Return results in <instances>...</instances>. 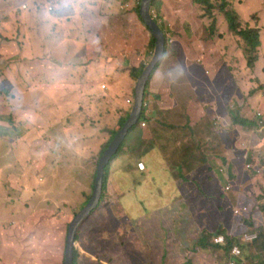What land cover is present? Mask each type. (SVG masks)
<instances>
[{
    "label": "rangeland",
    "instance_id": "rangeland-1",
    "mask_svg": "<svg viewBox=\"0 0 264 264\" xmlns=\"http://www.w3.org/2000/svg\"><path fill=\"white\" fill-rule=\"evenodd\" d=\"M23 2L0 0V42L14 40L8 26L9 17H14L8 7ZM27 2L31 6L30 0ZM46 2L53 10L48 12L45 6L47 12L66 24L76 16L81 18L87 41L92 40L86 51L72 59L63 55L59 62L50 57L58 51L44 46L43 39L37 37L42 35L40 11ZM140 2L36 0L37 11L27 12L36 15L37 27L35 37L29 36L24 46L28 57L20 62L17 56L3 63L4 47H0V264H64L69 224L92 196L103 149L121 119L132 112L140 77L132 71L147 66L155 52L150 45L151 32L140 18ZM207 2L161 0L160 11L151 10L167 36L168 57L161 61L145 91L144 98L149 94L144 125L132 128L111 160L99 209L78 230L77 264H227L228 256L217 247L194 252L203 228L237 236L243 245L238 257L242 264H264V253L259 254L251 242H243V232L233 229L240 220L249 227L253 215L260 223L264 217V128L256 120L258 111L264 116V0ZM224 3L237 13L242 28L260 33L254 69L247 67L242 40L228 28L220 9ZM80 10L82 15H77ZM46 61L57 64L61 74L51 67L42 68ZM8 68L10 77L3 72ZM94 69L101 73L100 79L73 92V85L88 81ZM52 80L60 94L45 91L37 96V83ZM245 106L251 111L248 121L253 127L231 123ZM78 108L80 115L75 117L71 113ZM57 110L62 127H77L78 143L65 142L59 133L53 139L52 115ZM16 111L24 112L17 115ZM32 111L38 120L30 115ZM81 124L93 127L94 135L102 138L82 141ZM191 139L203 142L204 152H194L198 144ZM100 142L99 151L82 149L87 144L97 148ZM151 142L157 147L140 160L146 166V176L141 179L132 167H137L138 156ZM221 144L229 147V160H214L208 173L210 157L220 154ZM246 147L249 153L244 157ZM154 150H160L167 164L181 173L185 157L200 166L207 163L204 171L192 175L206 179L207 185L198 192L196 180L189 175H170L160 167L155 170ZM248 163L252 169L246 168ZM159 179L170 181L165 187L172 191L164 194ZM228 182L231 191L225 190ZM181 191L188 194L187 208L173 205L166 225L155 215L153 228L147 221L151 212L163 214L165 199L171 193L180 198ZM213 239L210 237L211 245ZM168 248L178 250L172 261ZM252 255L260 257L252 259Z\"/></svg>",
    "mask_w": 264,
    "mask_h": 264
},
{
    "label": "crops",
    "instance_id": "crops-1",
    "mask_svg": "<svg viewBox=\"0 0 264 264\" xmlns=\"http://www.w3.org/2000/svg\"><path fill=\"white\" fill-rule=\"evenodd\" d=\"M35 1L36 0H30L31 6L27 2V0H24L23 4L15 5L14 7H11V8L8 7V9L10 11L9 14H12L14 17L12 19V17L10 16L9 20H8V26L10 28H12L10 35L13 37L14 40H10V42H8V44L4 41L2 42V40L0 42V47L1 46L4 47L3 63L5 61H7L8 59H11V58L17 57V56H18L20 62H22L23 60L26 59V57H28V54L26 53V51H24V46L29 42V40H30L29 36L32 39L35 37L34 32H35L37 27L35 25V16L36 15H34V14L27 15V12H29L31 10L37 11L36 7H35ZM32 4L34 6V9L32 7ZM43 5L44 6H42L41 11H40L41 12L40 17H41L42 21L44 22V25L42 26V35H37V37L40 39H43L42 43H44V46H51V47H54V49L56 48V50L58 51L59 54H55V55L51 54L50 57L52 59L57 60V62L62 61L61 59H62L63 55H66L67 57H69V59H72L77 54L83 53L84 51H86V47H90V45L92 44V40L90 38L87 41V35H88L86 33L87 29L85 28L84 31L81 29V18L79 16H76L75 20H72L71 24H66V23L62 22L61 19H58L56 15L48 13L49 12L48 7L50 6V3L46 2ZM23 6H26V8L24 9ZM27 6H28V10H26ZM45 6H46L48 12L45 9ZM65 6H67V5H65ZM13 11H15V12H13ZM76 14L82 15V11L80 10V11L76 12ZM73 27H75V30H73ZM1 31H2V33L5 32V30H3V29ZM51 31H52V37L50 38V32ZM50 41H51V44H49ZM65 47H68L70 49L69 52H66L63 50V48H65ZM9 52H14V55L8 57L7 54ZM51 52H52V50H51ZM66 60L67 59H65L64 61H66ZM50 67L53 70H57L56 73L58 76L61 74V69L57 64H52V63L47 62V61L43 63L42 68H50ZM3 72L5 73V75L7 77H10V68H8L7 70H5ZM88 75L90 76V79L88 81H86L84 83L78 82L75 85H73V87L71 88L73 92H78V91L84 90V87L91 85L92 80H95V82H97L101 77V73H99L95 69H94V71H91ZM8 89H11V88H8ZM34 89L36 91L35 93L37 96L43 94L45 91H50L52 93V95H54V94L59 95L60 94V88L54 80L50 81L49 83H45L44 85L37 83V85L35 86ZM64 91L68 94L70 90H64ZM38 101H39V99H38ZM54 101H55V99H53V102ZM19 109L22 110V107H20ZM79 109L80 108L76 109L71 114L75 117L77 115H80ZM23 112L24 111H22V112L16 111L17 115H21ZM39 113H40V117L42 119V126H43V116L41 114V111H39ZM30 115L33 118H35L36 120H38V115L34 111H32L30 113ZM235 115H237V114H235ZM238 115L240 118L247 120V121L250 120V117L252 116L251 111H250L248 106L243 107ZM58 118H60V112L57 110L56 112H53V115H52V121H53V126H54V130H53L54 134L52 136L53 139H55L56 134L59 133L62 137L65 138V139H63L65 142L78 143L81 139H79V141H76L75 136L78 133L76 131L77 127L75 125H72V126H70V128H72V129H66L65 127L61 126V121H58ZM231 123L236 125L233 121H231ZM60 126H61V128H60ZM80 127L84 128V137H83L84 139H82V141H84V140L87 141L92 136H93V139H95V140H97L98 136L100 138H102V135H94L95 129L93 127L92 128H91V126L85 127V125H82V124L80 125ZM190 141L196 142L198 144L195 151L204 152L203 149L206 145L203 142L200 143L199 141H193L192 139ZM84 144H86V143H84ZM102 145H103V142H100L98 144L97 148H93L91 144H87V145L83 146L82 149L91 150V151H99ZM234 146L239 147L238 143H235ZM228 148L229 147L227 145L225 147H223V145L221 144L220 154L215 153L212 157H210V161H209L210 162L209 163L210 169L204 168L205 165H207V163H205L203 166H200V165H198V163L196 161H193L187 167L184 166L185 169H183V174H187V175H189L188 176L189 178H193L194 180H197L198 185L195 183L194 184L196 185V189L198 190V192H200V190L204 189V187L207 185L206 179H204V178L200 179V178H197L195 175L194 176H192V175L196 171H201V170L204 171L205 169L209 170V172L207 171L208 173H211L212 170H211L210 164L212 166V164L214 163V160H219V159H226V160L228 159L229 160ZM175 152L176 151H174V158L176 157V153H177V152L176 153ZM152 153H153L152 155L154 157L152 159V163L156 166L154 168L155 170L158 167H160L159 168L160 170L168 172L170 175H174V174L179 175L181 173V172L173 170V168L170 166V164L169 165L167 164L166 159L160 150H154V151H152ZM248 153H249V150L246 147V149L243 151L244 157H245V154L248 155ZM139 162H141V161H139ZM229 162H231V161H229ZM136 173H137L138 177H140L141 179H143L146 176L145 172L140 173V172L136 171ZM162 182L164 183V186H161L160 188L163 190L164 194H166V192H168L169 189L171 190V188H169V189L166 188L165 184L169 187L170 181H165V180L159 179V185ZM227 184L230 185V187L232 189L231 183L228 182ZM153 188H154V185L151 187V190ZM151 190H147V192H148V194L153 195ZM186 191L188 193V190H186ZM201 197H203V195H201ZM165 201L167 202L166 207H165L166 208L165 212L162 214L160 211H154L153 210L151 212V214L153 213L152 218L147 220V221H149V223L154 224L156 221L151 222V220L153 219V217L155 215H157L158 222H160V223L163 222L164 225L170 224V221L168 220V216L170 215L171 208L175 204H178L180 207H186L187 208V206H188V194H186L185 191H184V193H183V191H181L180 198H178L176 196H172V193H171V197L168 200L165 199ZM171 216H172V214L169 217H171ZM145 222L146 221H143L144 224H145ZM261 223H262V227L264 229V217L262 218ZM154 227H155V224L153 225V228ZM203 230H204V228H203ZM145 248H146V250H148L147 246ZM168 251H170L169 259L171 261L174 260L175 254L178 252V250H173V249L168 248ZM263 253H264V251H263ZM259 254H262V253H259ZM258 257H260V256L254 255V256H252V259H256Z\"/></svg>",
    "mask_w": 264,
    "mask_h": 264
},
{
    "label": "trees",
    "instance_id": "trees-1",
    "mask_svg": "<svg viewBox=\"0 0 264 264\" xmlns=\"http://www.w3.org/2000/svg\"><path fill=\"white\" fill-rule=\"evenodd\" d=\"M139 1H141V0H139ZM195 2L202 3V4L208 3L207 0H195ZM160 5H161V0H153L152 4H151V10L155 9L156 12H159L160 11ZM220 9L224 13L226 21L228 23L229 30L231 32H233L235 35H237L238 37H240V39L242 40V46L244 49V54L246 55V58H247V60H246L247 61V67L249 69H254L255 63L258 60V49L261 46L259 31L255 28H242L237 13L233 9H227L225 3L220 6ZM138 10H140V9H138ZM152 16L154 17V19L158 23V21H159L158 17H155L153 14H152ZM150 45L153 49H155V39H154L153 35L151 37V44ZM166 52H167V46H166ZM158 66L156 67L155 71L158 69ZM145 68H146V65L144 67H142L139 71L133 69L132 75L136 76V77L140 76ZM155 71L151 74L149 81L147 83L146 89L148 88L149 83H150L152 76L155 73ZM262 88H264V87L262 86ZM147 93L149 94V91ZM148 94H147V97L144 98V108H143V112H142V115H141V118H140L138 124L143 123L147 119V109H148L147 107L148 106H145V104H147V101H148ZM233 118H234V123L236 125H241V127H243V128H248L249 126H252V127L254 126L253 122H250V121H247V120L240 118L238 114L234 115ZM127 119H128V116H127V118L121 119L120 124L118 125L117 129H115V132H113L111 139L109 140L107 146H105V148L103 149L102 153L105 152V150L108 148V146L110 145V143L114 139L115 135L122 128V126L124 125V123L126 122ZM131 130H132V128L130 129V131ZM129 132H128V134H129ZM125 141H126V139L124 140V142ZM124 142L120 146L119 150L124 145ZM127 144H128V142H126L125 146ZM156 147L157 146L151 142L150 147L148 149L144 148L143 154L138 156L137 162H139L143 158V156L149 152L150 149L153 150ZM195 149L193 150L194 152H195ZM119 150H118V152H119ZM118 152L113 157L118 155ZM191 163H192L191 158L185 157L184 166L187 167ZM137 169L138 168L135 165L132 167V170H134V172L138 171ZM181 174H183V173H180L179 175H181ZM106 175L107 174H105L103 190L106 188V185L108 182V176L106 177ZM195 184H197V180H196ZM100 203H101V201H100ZM100 203H99V206H100ZM99 206H98L97 210L99 209ZM262 210H264V205L262 206ZM253 221H254V223H251L249 225V227H247L245 224H243L242 220H240L233 227V229L242 231L243 233L244 232H258L259 233L258 239L254 242H251L252 243L251 245L258 249V253H262L264 251V229L262 226H260L261 225L260 221L258 220L257 217H254V215H253L252 222ZM228 233H231V232H228ZM218 235L225 236V243L220 244V245H218V244L217 245L216 244L211 245L209 242L210 237L215 238ZM76 239H79V238H76ZM241 243L242 242L239 241V238L237 236L229 235V234H227V232L223 231L222 229H215L212 231L210 229L204 228V230L201 232L200 239L198 240V242H196L194 244L195 248H193V249H194V252H199L201 250H207L211 246L217 247L218 249H222L225 252V254L229 258V262L234 260L236 264H242L241 258L234 257L231 255L232 247L235 245H238L239 247L243 246ZM252 256H254V255H252ZM78 257H79V252L76 250L75 254H74V264H77Z\"/></svg>",
    "mask_w": 264,
    "mask_h": 264
},
{
    "label": "water",
    "instance_id": "water-1",
    "mask_svg": "<svg viewBox=\"0 0 264 264\" xmlns=\"http://www.w3.org/2000/svg\"><path fill=\"white\" fill-rule=\"evenodd\" d=\"M153 0H141L140 16L145 25L150 30L155 39V52L152 60L146 66L140 75L135 87V100L132 112L122 126V128L115 135L114 139L101 156L94 183V189L89 202L84 208L74 217L69 224L66 240L65 261L64 264H74V254L76 250L77 233L83 222L98 208L103 195L104 180L106 168L111 162L113 156L118 152L120 146L126 139L128 132L131 128L136 126L141 118L144 96L147 83L151 74L155 71L156 67L161 63L159 60L160 54L166 52L167 40L163 29L156 22L151 14V4Z\"/></svg>",
    "mask_w": 264,
    "mask_h": 264
},
{
    "label": "built area",
    "instance_id": "built-area-1",
    "mask_svg": "<svg viewBox=\"0 0 264 264\" xmlns=\"http://www.w3.org/2000/svg\"><path fill=\"white\" fill-rule=\"evenodd\" d=\"M23 8L25 9L26 6H23ZM48 10L49 11H52V7L49 6L48 7ZM106 86L105 85H102V88L104 89ZM262 112H257L256 114V119H257V123L258 125L262 128H264V116L261 114ZM227 126V125H226ZM138 167L143 170L144 169V164L141 162V163H138ZM246 167L248 169L252 168L253 165L252 164H247ZM226 191H230L231 190V187L230 185H226ZM258 236H259V233L258 232H246V233H243L242 236H241V239L243 242H254L258 239ZM214 243L215 244H224L225 243V236L223 235H218L216 238H214ZM231 255L234 256V257H239L241 255V251H240V247L238 245H235L233 246L232 250H231ZM228 264H236L234 260L228 262Z\"/></svg>",
    "mask_w": 264,
    "mask_h": 264
},
{
    "label": "clouds",
    "instance_id": "clouds-1",
    "mask_svg": "<svg viewBox=\"0 0 264 264\" xmlns=\"http://www.w3.org/2000/svg\"><path fill=\"white\" fill-rule=\"evenodd\" d=\"M159 24V23H158ZM160 25V24H159ZM161 26V25H160ZM166 40H167V36H166ZM167 57H168V53L167 52H162L161 54H160V57H159V60L160 61H163V60H165V59H167ZM147 104H145V106H146ZM143 108H144V106H143ZM142 112H143V110H142ZM259 112V111H258ZM142 115V114H141ZM257 120V119H256ZM255 120V121H256ZM127 121V120H126ZM125 124V123H124ZM143 125H144V123H143ZM248 155L247 154H245V157H247ZM143 163L144 164V169L143 170H141L139 167H138V163ZM141 162H137V168H138V172H143L144 173V171H145V169H146V166H145V163L143 162V161H141ZM248 164H250V163H248ZM247 168V167H246ZM253 168V167H252ZM252 168H250V169H252ZM104 192V191H103ZM216 238V237H215ZM213 242H214V239H213ZM215 244V243H214ZM217 245V244H216ZM218 245H220V244H218ZM233 248V247H232ZM228 264V263H227Z\"/></svg>",
    "mask_w": 264,
    "mask_h": 264
}]
</instances>
